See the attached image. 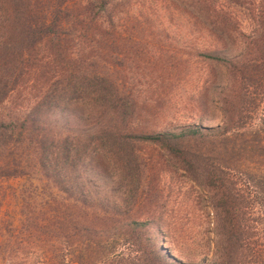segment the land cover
I'll return each instance as SVG.
<instances>
[{
    "label": "trees",
    "instance_id": "obj_1",
    "mask_svg": "<svg viewBox=\"0 0 264 264\" xmlns=\"http://www.w3.org/2000/svg\"><path fill=\"white\" fill-rule=\"evenodd\" d=\"M122 1L87 0L67 10L62 0H43L27 24L28 59L0 80L1 103L27 72L19 68L41 60L34 49L53 55L55 72L32 101L0 113V179L27 174L29 146L31 167L57 193L21 186L16 217L0 223V264H182L159 243L152 219L130 215L145 197L137 143L157 148L204 192L213 252L195 264H264V0H171L204 37L196 54L208 70L198 103L201 111L214 105L221 122L159 130L131 125L137 101L108 67L75 50L64 56L67 36L88 40L89 33L99 43L105 28L114 32L107 9ZM229 7L246 10L254 23L249 32ZM108 34L115 43L117 34Z\"/></svg>",
    "mask_w": 264,
    "mask_h": 264
},
{
    "label": "rangeland",
    "instance_id": "obj_2",
    "mask_svg": "<svg viewBox=\"0 0 264 264\" xmlns=\"http://www.w3.org/2000/svg\"><path fill=\"white\" fill-rule=\"evenodd\" d=\"M42 1L0 0V80L9 75L13 77L18 61L28 59L25 53L30 49L33 36L29 35L27 24L41 13ZM62 1L67 10H74L87 0ZM228 10L241 31L247 33L253 28L254 23L244 8L229 7ZM107 12L114 17L116 32L105 28L104 40L99 43L89 33L85 34L88 40L83 37L84 40H69L71 36H67L63 40L64 56L68 59L75 50L87 61L96 60L108 67V72L130 90L137 101L132 126L159 130L189 123L213 126L221 122L214 105L207 104L201 111L198 103L202 97L201 79L208 70L201 56L196 54L204 37L184 13L173 8L171 0H125L108 7ZM110 32L118 35L115 43L105 40ZM41 47L31 52L32 57L40 56L41 60L19 68L27 72L18 77V85L11 84L13 88L0 103L1 114L28 105L41 81L55 72L53 55L48 56V50L42 51ZM30 61L35 62L27 60L29 64ZM30 67L34 68L31 74ZM54 78L51 76L49 82ZM56 118L62 121V117ZM68 122L75 123L72 119ZM136 149L139 162L146 166L138 178V191L142 190L145 197L135 200L130 215L136 219H152L160 227L159 243L182 264H195L209 258L213 252L209 231L213 211L204 192L181 169L171 165L157 148L137 143ZM23 150L28 163L27 174L0 179V223L9 215L16 217L21 186L26 189L29 183L36 185L42 196L57 193L39 176L36 168L31 167L30 147L25 146Z\"/></svg>",
    "mask_w": 264,
    "mask_h": 264
},
{
    "label": "water",
    "instance_id": "obj_3",
    "mask_svg": "<svg viewBox=\"0 0 264 264\" xmlns=\"http://www.w3.org/2000/svg\"><path fill=\"white\" fill-rule=\"evenodd\" d=\"M163 247V246H162Z\"/></svg>",
    "mask_w": 264,
    "mask_h": 264
}]
</instances>
